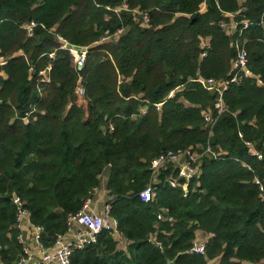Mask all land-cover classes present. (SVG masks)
I'll return each instance as SVG.
<instances>
[{
  "label": "trees",
  "instance_id": "16d2710c",
  "mask_svg": "<svg viewBox=\"0 0 264 264\" xmlns=\"http://www.w3.org/2000/svg\"><path fill=\"white\" fill-rule=\"evenodd\" d=\"M123 2L146 13L149 25L105 9ZM231 21L249 23L241 40L252 77L228 88L225 111L216 116L215 96L196 80L229 78L234 38L220 25ZM30 22L37 27L27 38L22 26ZM119 29L114 44L99 43ZM58 38L87 48L82 71L75 69L77 53ZM263 39L264 0H0V261L13 264L21 255L13 195L50 247L66 234L67 216L99 189L105 170L110 216L128 245L118 249L102 231L95 244L73 252L71 264L264 261V199L255 183L264 188ZM205 109L216 117L211 136L200 115ZM207 145L217 156L202 159L186 194L164 183L169 170L159 176L154 200L140 201L152 160ZM162 208L171 222L157 219ZM197 233L213 235L205 256L188 253Z\"/></svg>",
  "mask_w": 264,
  "mask_h": 264
},
{
  "label": "built area",
  "instance_id": "2783aa9c",
  "mask_svg": "<svg viewBox=\"0 0 264 264\" xmlns=\"http://www.w3.org/2000/svg\"><path fill=\"white\" fill-rule=\"evenodd\" d=\"M108 12H112L115 15H119L121 12H130L135 17L136 21H139L142 26L149 25V17L146 13H141L140 11L130 10L128 4L123 2L120 7L117 8H105ZM205 12V4L200 6V13ZM232 19V16H230ZM37 27V24L30 22L22 26V29L25 32L27 38H31L34 33V29ZM249 27L247 21H241L240 23L230 22L229 24H221L220 28L228 32L229 36H232L234 40L231 42V46L235 49V57L231 63V72L227 80L221 79L217 80L214 78H197L196 82L199 83L205 91L212 94L216 98L215 102V114L219 116L225 111V105L223 102V95L228 90L231 85L239 84L243 80L251 78L252 73L248 69V54L244 48L245 41L241 40L242 32ZM123 34V30H116L113 34L109 32L104 33V37L100 40L99 43H111L114 44L119 37ZM58 41L61 42L63 49L68 50L71 53H77V61L75 69L77 72L82 71L87 48H81V50L74 49V46H70L62 39L58 38ZM264 43V39L262 40ZM208 42H202L200 44L201 49L205 50ZM70 46V47H68ZM80 48V47H77ZM206 56V51H203L200 58ZM52 58V55H50ZM5 65V61L0 59V67ZM50 71L48 67L45 71L41 72V82L47 83L48 77L47 74ZM80 83V81L78 82ZM258 85H261V82H258ZM84 88L79 85L76 90V95L79 100L83 99ZM173 96V92L169 94V98ZM161 104L155 105V109L159 111ZM145 109L141 110V113H145ZM201 119L204 124V128L208 130L209 135L211 136V131L215 125L216 117L211 110H203L201 112ZM112 130V128H111ZM239 137H241L239 135ZM249 149V154L251 156L261 159V156L258 152H255L250 144H247ZM206 156H211L214 159L216 154L211 151L209 145L205 148L197 146L196 148H188L185 150L177 151H168L150 163L151 171V180L146 188L139 193L138 197L141 202L149 203L154 200V191L155 187L161 182L159 181V176L162 172L171 170V174L164 181L169 188L181 189L184 194L187 193V187L191 181H196L200 178L201 175V162L202 159ZM259 186V192L264 199V188L255 182ZM98 189L93 190V195L96 194ZM111 198L107 200L103 206V213L97 215V213L92 209V198L88 199L82 209L74 214L68 215L66 219L67 231L64 236H59L55 240L52 246L44 247L40 238L43 233V228L37 225H34L30 219L29 211L24 207L23 202L16 197L12 198V202L16 208L15 212V228L18 230V235L16 237L18 244L21 246V255L13 264H71L70 258L74 251L84 250L87 246L95 244L97 236L100 232L104 231L109 233L114 240L119 243L124 238L118 230V222L116 219L110 216V205ZM168 210L160 209V212L157 216L158 220H167L172 221L171 218L167 217ZM67 234H72L73 238L66 240L65 236ZM213 238L212 234H202L197 233L195 240L192 244L191 249L188 251L189 254H194L198 256H205L206 247L210 239ZM0 264H5L0 261ZM260 264H264L262 261Z\"/></svg>",
  "mask_w": 264,
  "mask_h": 264
},
{
  "label": "crops",
  "instance_id": "0c3cea01",
  "mask_svg": "<svg viewBox=\"0 0 264 264\" xmlns=\"http://www.w3.org/2000/svg\"><path fill=\"white\" fill-rule=\"evenodd\" d=\"M207 41L208 40H206L205 42H207ZM107 177H108V171H106V174L104 172V177H102L100 187H99L98 191L96 192V194H94L92 197V206L91 207L97 213V215H101L103 213V206L109 197L107 195L106 190H105ZM72 238H73L72 234H67L65 236L66 240H70ZM127 245H128V242L125 239H123L122 241L117 243L118 249H120L122 251H124L126 249ZM209 264H215V262H209Z\"/></svg>",
  "mask_w": 264,
  "mask_h": 264
},
{
  "label": "rangeland",
  "instance_id": "374dc122",
  "mask_svg": "<svg viewBox=\"0 0 264 264\" xmlns=\"http://www.w3.org/2000/svg\"><path fill=\"white\" fill-rule=\"evenodd\" d=\"M84 95H85V93H84ZM84 95H83V97H84ZM109 129H111V126H110V128H109ZM106 171H107V170H105V171H104V172H105V174H106ZM102 177H104V173L102 174V176H101V178H100V179H101V181H102ZM109 199H110V197H108V200H109Z\"/></svg>",
  "mask_w": 264,
  "mask_h": 264
},
{
  "label": "water",
  "instance_id": "95a60500",
  "mask_svg": "<svg viewBox=\"0 0 264 264\" xmlns=\"http://www.w3.org/2000/svg\"><path fill=\"white\" fill-rule=\"evenodd\" d=\"M68 47H70V46H68ZM74 49H76V50H81V48H77V47H75ZM12 198H13V199H16V195H13Z\"/></svg>",
  "mask_w": 264,
  "mask_h": 264
}]
</instances>
